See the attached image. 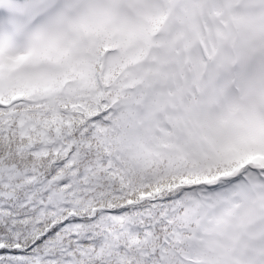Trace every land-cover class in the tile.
<instances>
[{
    "label": "snow or ice",
    "instance_id": "obj_1",
    "mask_svg": "<svg viewBox=\"0 0 264 264\" xmlns=\"http://www.w3.org/2000/svg\"><path fill=\"white\" fill-rule=\"evenodd\" d=\"M0 264H264V0H0Z\"/></svg>",
    "mask_w": 264,
    "mask_h": 264
}]
</instances>
